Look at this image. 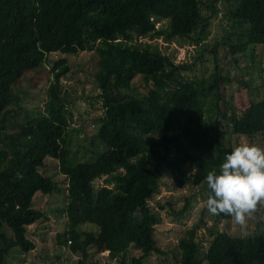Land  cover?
Here are the masks:
<instances>
[{
    "label": "trees",
    "instance_id": "1",
    "mask_svg": "<svg viewBox=\"0 0 264 264\" xmlns=\"http://www.w3.org/2000/svg\"><path fill=\"white\" fill-rule=\"evenodd\" d=\"M220 3L231 30L206 41ZM163 20L168 28H159ZM156 37L168 44L191 40L193 61L178 62L142 40ZM250 46L264 47V0H0V264H7L14 247L33 250L29 227L49 219L32 206L36 193L50 195L57 188L42 170L49 157L69 181L65 234L72 253L87 264H100L107 250L106 257L119 264H150L151 253L165 254L155 239L164 205H150L164 174L179 188L202 186L208 198L205 177L214 151L223 160L231 151L230 136L264 135V98L245 99L238 110V97L227 93L230 70L222 68L231 64L236 47ZM83 51L99 57L95 80L104 112L94 118L98 127L82 144L87 158L81 160L70 134L77 90L62 79L71 70L70 58ZM199 62L208 73L198 69ZM44 63L53 78L36 115L13 87L25 71ZM196 69L198 74L188 75ZM240 83L251 88V80L241 77ZM112 91L125 94L114 100ZM168 204L175 218L189 206ZM254 219L248 235L219 231L206 247L194 225L175 245V261L163 264H264V203ZM87 224L95 228L83 229Z\"/></svg>",
    "mask_w": 264,
    "mask_h": 264
},
{
    "label": "rangeland",
    "instance_id": "2",
    "mask_svg": "<svg viewBox=\"0 0 264 264\" xmlns=\"http://www.w3.org/2000/svg\"><path fill=\"white\" fill-rule=\"evenodd\" d=\"M158 26L159 28H168L169 22L163 20ZM229 30H231V24L225 18V10L223 4L220 3L218 16L213 20V26L206 41L214 37H221ZM142 40L159 46L166 53L173 55L178 62L188 60L191 63L193 55L196 53V47L192 42H189L191 40H183L181 45L175 42L168 44L162 37L144 38ZM51 56L57 58L64 55L53 53ZM230 58L232 59L231 64L228 67L223 65L222 68L225 73L230 70L229 74L233 78V82L228 85L227 93H233L238 97L234 104L239 110L243 109L245 99L260 100L264 98V47L253 48L250 46L246 51L241 47H236ZM98 59L99 57L94 51H83L72 56L70 58L71 70L62 79L66 85H71L77 90L73 94L75 99L70 105L72 112L70 134L73 151L77 153L76 156L81 160L87 158V153L83 150L82 144L87 145L91 139V134L95 133L98 127L94 118L104 112L102 99L97 98L100 93L95 80ZM207 65L211 66L212 63L209 62ZM197 66L198 69L202 68L208 73L203 63L199 62ZM198 69L188 72V75L198 74ZM241 77L245 80H251V88H247L240 83ZM51 78H53V73L44 63L37 68L25 71L23 76L14 84V91L19 92L23 105L28 108L29 112L38 115L43 111L47 99L45 89L50 84ZM139 89L144 91V88ZM123 94L125 93L122 91H112L109 96L114 100H118L123 97ZM226 96L228 97V95ZM226 142H230L231 150L245 142L264 148V135L258 134L254 138L233 135ZM78 144L81 149H79ZM219 157H221L220 150H215L208 158L212 170L218 169L223 162ZM42 170L45 174L51 175L57 188L50 195H44L41 192L36 193L32 206L43 209L48 214L49 219L39 221L29 227L28 235L35 241V248L24 253L19 250L20 247H14L10 251L7 264H87L83 261L81 254H74L70 251L69 238L65 234L68 223L65 216V206L69 199L68 178L60 172L58 161L54 158L49 157L46 166ZM102 182L103 179H99L96 184ZM158 188L159 192L150 201V205L155 206L158 210L160 204L164 205V209L159 211L161 222L156 226L155 239L157 246L165 254L151 253L147 259L150 264L175 261V245L178 244L179 238L194 225L201 228L199 237L205 247L212 239V233L227 231L232 235L245 236L255 227L254 213L247 218L246 224L243 226L236 224L234 219L224 220L210 214L206 207L207 193L202 186L190 184L179 188L175 185L172 177L165 173L159 181ZM169 202L173 203L177 209L183 207L186 203H189V206L183 216L175 218L168 213V211H172ZM93 228H95L93 224L83 226V229L86 230H92ZM4 230L7 232L6 228ZM8 231L11 232L9 228ZM58 235L62 236L59 238ZM93 249L90 252H94L96 248ZM139 252V250H136L135 254ZM109 253V250L102 252L101 257H99L100 264H119L118 259L106 257Z\"/></svg>",
    "mask_w": 264,
    "mask_h": 264
},
{
    "label": "clouds",
    "instance_id": "3",
    "mask_svg": "<svg viewBox=\"0 0 264 264\" xmlns=\"http://www.w3.org/2000/svg\"><path fill=\"white\" fill-rule=\"evenodd\" d=\"M205 180L210 189L208 212L231 216L236 224L245 225L258 205L264 203V148L239 144L224 156L218 171L207 173Z\"/></svg>",
    "mask_w": 264,
    "mask_h": 264
},
{
    "label": "built area",
    "instance_id": "4",
    "mask_svg": "<svg viewBox=\"0 0 264 264\" xmlns=\"http://www.w3.org/2000/svg\"><path fill=\"white\" fill-rule=\"evenodd\" d=\"M70 242V241H69Z\"/></svg>",
    "mask_w": 264,
    "mask_h": 264
}]
</instances>
